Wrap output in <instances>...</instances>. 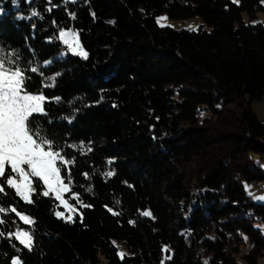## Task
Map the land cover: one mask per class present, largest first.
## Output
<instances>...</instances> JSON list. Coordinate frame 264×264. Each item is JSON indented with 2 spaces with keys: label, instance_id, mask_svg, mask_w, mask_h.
I'll use <instances>...</instances> for the list:
<instances>
[{
  "label": "trees",
  "instance_id": "trees-1",
  "mask_svg": "<svg viewBox=\"0 0 264 264\" xmlns=\"http://www.w3.org/2000/svg\"><path fill=\"white\" fill-rule=\"evenodd\" d=\"M0 9V48L18 51L27 88L46 97L33 122L72 161L62 177L79 209L63 220L37 178L31 203L5 182L0 264H205L204 255L208 264H264V203L251 200L242 181H228L222 160L213 159L193 186L175 171L178 155L230 137L264 154V122L251 108L264 97V26L253 24L261 0H0ZM163 13L202 24L194 32L160 27ZM62 29L77 32L86 59L62 55ZM222 99L235 105L238 128L212 139L197 117L218 115ZM17 230L29 231L31 250L15 239Z\"/></svg>",
  "mask_w": 264,
  "mask_h": 264
},
{
  "label": "snow or ice",
  "instance_id": "snow-or-ice-1",
  "mask_svg": "<svg viewBox=\"0 0 264 264\" xmlns=\"http://www.w3.org/2000/svg\"><path fill=\"white\" fill-rule=\"evenodd\" d=\"M261 2L264 4V0ZM232 3L239 6L240 0H232ZM33 15L37 13L34 12ZM166 19L164 16L157 19L160 27H172L161 23ZM187 30L197 31L198 26L188 25ZM59 39L67 45L69 52L87 58V52L81 47L74 33L60 31ZM0 53H2L0 54V194L6 192L3 186L6 182L7 189H13L15 196L31 203L30 197L36 192L32 178H37L38 182H42V187L46 189L42 193L44 197H49L51 193H54L55 199L61 202L64 209L69 213L74 212L75 209L62 195L68 187L62 178V170L72 161L66 160L61 151L57 150L58 145L52 138L33 122L35 116L45 113L46 97L43 94H34L27 88L29 77L27 70L20 64L18 51L7 52L0 48ZM38 70L36 67L31 68L32 73ZM107 175L111 177L113 172L109 171ZM254 198L264 201V196ZM83 207H91V205H83ZM3 211L4 209L0 208V213ZM11 211L15 213L17 209L12 207ZM108 211L114 216L121 214L114 212L112 208H108ZM62 215L63 213L59 211L56 213L58 218ZM139 215L150 217L152 213L141 211ZM20 219L26 224L29 222L25 216H21ZM71 220L72 215L70 214L68 221L71 222ZM129 223L134 224L135 222L130 220ZM258 227L264 231V225ZM243 238L247 240L246 236ZM15 239L31 250L32 236L29 231L17 232ZM112 244L116 245V241H112ZM117 255L123 259L127 254L120 251ZM12 264H19V262L13 260ZM205 264H208V261H205Z\"/></svg>",
  "mask_w": 264,
  "mask_h": 264
},
{
  "label": "rangeland",
  "instance_id": "rangeland-1",
  "mask_svg": "<svg viewBox=\"0 0 264 264\" xmlns=\"http://www.w3.org/2000/svg\"><path fill=\"white\" fill-rule=\"evenodd\" d=\"M64 1L67 2L72 0H64ZM119 5H120L119 1H115L109 8H117ZM161 16L167 18L165 21H161V23H164L165 25H171L172 28L175 29H180V28L187 29L188 25L199 27L202 24V20L197 16L188 18L186 20H175V19H170L165 13L157 16L156 22L157 19ZM242 18L244 22L246 23L248 22V16L246 13H242ZM253 22L261 23L264 26V12H258L256 14V19ZM60 31H70L74 33L76 35L77 40L79 41L78 34L75 30L62 29ZM61 43L64 46L62 55L65 53H71L68 51L67 45H65L63 41H61ZM186 85L188 87L197 88V89H209L208 86H205L201 83H196L194 81H188ZM34 94H41V93H34ZM216 105L217 107H220V113L218 115H214L210 113L209 110H202L199 112L197 117L198 125L205 128L207 134L212 139L219 137L221 134L236 132L238 128L235 105L229 101H225V99L220 100ZM251 108L255 113L257 119L260 122H264V97L261 100L252 101ZM201 113H203V115H201ZM187 125L188 123H183V126H187ZM261 141L264 142V138L261 139ZM236 146L241 147L242 150L239 153H237L235 158L229 157L231 149L235 148ZM177 158H178V162L175 164V171L180 175L182 182L183 184H185V186H189V184L193 186L194 184H196V181L200 177L208 173L210 163L213 161V159H219L222 160L227 170L228 181L230 182L242 181L245 194L256 203H264V201L256 200L254 198L257 196H264V179L257 180L256 182H254L253 180H246L245 178H242L243 173L248 174L249 176H253L255 174L264 175V154H260L259 152L252 150L250 147L244 146L242 143L237 142L234 139V137H230L226 141H220L217 142L216 144H212L201 154L191 153L186 155H178ZM64 182L68 185V187L67 190L62 195L63 198L70 203L69 199L76 198V195L69 193L70 184L69 182H66L65 179ZM45 190L46 189L44 188V191ZM249 193H251V195H249ZM51 194L55 198V194L54 193ZM57 202H58V206L62 208L61 210L58 211L63 213L62 217H60L63 220L68 221V216L70 214L72 215V219H73L75 214L79 213V209L74 204L70 203V205L72 206V208L75 209V211L69 213L68 210L64 209L63 205L59 200H57ZM17 215L19 218L21 216L27 217L29 221L27 224H30V218L28 215L23 213H17ZM21 221L25 223L23 220ZM19 231H25V230H17L14 233V236H16V233ZM118 246L120 247V250L125 251L122 245L118 244ZM246 249L247 246H243V250ZM208 258H209L208 256L204 255L202 257V261L205 262L208 260ZM14 260L18 261L17 258H15ZM238 262L239 264H247L241 260H238ZM257 264H262V260H259Z\"/></svg>",
  "mask_w": 264,
  "mask_h": 264
}]
</instances>
